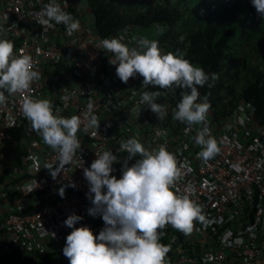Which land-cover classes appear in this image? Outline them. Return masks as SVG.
<instances>
[{"label":"built area","instance_id":"1","mask_svg":"<svg viewBox=\"0 0 264 264\" xmlns=\"http://www.w3.org/2000/svg\"><path fill=\"white\" fill-rule=\"evenodd\" d=\"M50 2L0 0V26L7 30L0 39L13 42L14 57L30 55L33 70L41 75L25 91L5 92L6 103L0 105V264H69L62 252L73 230L64 224L67 217L81 216L73 227L86 226L94 236L105 227L102 217L87 214L92 204L83 169L111 150L119 162L110 175L121 178L129 154L120 143L130 138L152 152L165 147L175 155L181 177L171 190L187 195L205 216V222H193L190 234L171 225L158 230L163 233L160 243L170 248L166 264H264V125L257 122L254 106L241 100L221 119L209 109L204 124L175 120L174 110L182 98L177 88H145L138 73L122 83L111 67L114 56L102 47V40L123 36L122 43L129 44L127 27L115 37H100L87 21L85 0H67V7L64 0H57L80 28L71 35L63 24L47 28L38 22V14ZM143 91H161L156 103L167 110L163 119L139 103ZM26 98L48 99L54 114L81 118L77 132L81 149L55 180L45 165L55 167L58 152L24 117ZM89 111L99 127L84 132ZM205 124L219 148L207 161L198 155L202 146L196 143ZM138 159L132 157L128 166ZM69 183L76 187H65L61 198L59 188Z\"/></svg>","mask_w":264,"mask_h":264},{"label":"clouds","instance_id":"2","mask_svg":"<svg viewBox=\"0 0 264 264\" xmlns=\"http://www.w3.org/2000/svg\"><path fill=\"white\" fill-rule=\"evenodd\" d=\"M251 3L264 18V0H251ZM64 7H67V0H64ZM85 9L88 10L86 4ZM38 15L41 25L53 28L56 24H63L69 35L80 28L79 21L66 12L57 0H51ZM4 19L7 21V16ZM5 31L0 26V33ZM131 34L139 39L136 48L122 43L123 36L102 40V47L114 56L109 63L116 65V75L121 82L127 83L138 73L143 77L145 88L155 85L160 89L183 90L174 110V119L188 125L204 124L211 105L208 95L197 102L200 100L198 88L205 85L212 88L218 75L212 73L209 76L202 67L193 66L183 53L166 54L162 48L160 51L157 37ZM180 39L183 40V37ZM13 49L12 41L0 39V105L6 103L5 92L14 94L25 91L34 81L41 79L40 73L33 70L32 57L27 54L14 57ZM132 94L135 96L136 91L133 90ZM161 94V91H143L139 101L147 105L157 119L167 115L166 108L156 103ZM22 112L31 122L33 131L58 152V164L55 167L45 165L55 180L66 165L74 162L77 151L81 149L77 138L81 118L54 114L52 102L48 99L26 98ZM85 118L84 132L98 129L99 121L95 115L89 111ZM196 143L202 146L198 155L205 161L219 152L217 141L210 136L206 124L197 133ZM120 149L129 154L123 161L121 178L110 175L113 164L119 162L118 156L111 150L104 151L91 163L90 168L83 169L89 185L86 196L92 204L87 214L102 217L105 227L94 236L86 226L73 227L82 220L81 216L71 214L67 217L64 224L73 230L67 235L62 252L69 264H166L170 248L160 243L163 233L158 230L171 225L184 234H190L194 221L205 222L201 206L187 195H177L171 190L181 177V169L173 153L165 147L152 152L136 138L121 141ZM137 155L140 159L129 167L128 160ZM65 187L75 188L76 185L69 183L59 188L61 198L64 197Z\"/></svg>","mask_w":264,"mask_h":264},{"label":"trees","instance_id":"3","mask_svg":"<svg viewBox=\"0 0 264 264\" xmlns=\"http://www.w3.org/2000/svg\"><path fill=\"white\" fill-rule=\"evenodd\" d=\"M85 1L87 21L98 36L115 37L124 27L129 37L134 31L147 32L157 37L160 51L183 53L209 76L217 74L212 88H198L200 97L208 95L215 118L231 114L243 100L254 106L257 122L264 125V18L251 0ZM251 55L262 62L248 61ZM181 91L176 89L179 95Z\"/></svg>","mask_w":264,"mask_h":264},{"label":"crops","instance_id":"4","mask_svg":"<svg viewBox=\"0 0 264 264\" xmlns=\"http://www.w3.org/2000/svg\"><path fill=\"white\" fill-rule=\"evenodd\" d=\"M86 16L87 17H89L90 16V14H89V11L86 9ZM88 20H89V18H88ZM137 32V33H136ZM134 33L135 34H138V35H143V37H145L146 35H147V33H145V32H141V31H134ZM128 38L130 39V41H129V44H127V43H125V44H127L128 46H129V48H136V47H138V44H137V41L139 40L136 36H134V34H131L130 35V37L128 36ZM112 68H116V65H113L112 64V66H111ZM6 153V152H5ZM8 157L9 158H12L13 156H12V154H11V152H10V150L8 151Z\"/></svg>","mask_w":264,"mask_h":264},{"label":"rangeland","instance_id":"5","mask_svg":"<svg viewBox=\"0 0 264 264\" xmlns=\"http://www.w3.org/2000/svg\"><path fill=\"white\" fill-rule=\"evenodd\" d=\"M237 59V63L239 64V65H241V64H243V62L240 60V59H238V58H236ZM248 61H252L253 63L254 62H256V63H259V62H262V60H261V58L260 57H255V55H251L249 58H248ZM235 63V62H234ZM264 63V62H263ZM262 63V64H263ZM230 69H234L235 67L234 66H230L229 67Z\"/></svg>","mask_w":264,"mask_h":264}]
</instances>
